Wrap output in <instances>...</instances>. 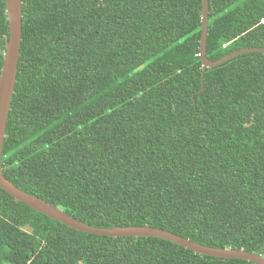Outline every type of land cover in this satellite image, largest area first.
Instances as JSON below:
<instances>
[{
  "label": "trees",
  "instance_id": "trees-1",
  "mask_svg": "<svg viewBox=\"0 0 264 264\" xmlns=\"http://www.w3.org/2000/svg\"><path fill=\"white\" fill-rule=\"evenodd\" d=\"M22 2L3 176L93 228L264 258V54L203 72L202 0ZM9 38L0 0V76ZM247 48L264 0H209L207 58ZM0 264L256 263L79 232L0 187Z\"/></svg>",
  "mask_w": 264,
  "mask_h": 264
},
{
  "label": "water",
  "instance_id": "water-1",
  "mask_svg": "<svg viewBox=\"0 0 264 264\" xmlns=\"http://www.w3.org/2000/svg\"><path fill=\"white\" fill-rule=\"evenodd\" d=\"M202 30L200 41V59L203 64V72L207 69L216 68L238 56L247 53H262L264 48H247L236 51L218 61L212 62L207 58V39L209 33V0H202ZM7 14L10 26V38L7 43L4 63L0 76V187L8 195L15 198L17 201L25 204L32 210L45 215L51 220L57 221L73 230L99 235L106 237H133V238H159L170 241L179 245L186 250L204 256L218 259H233L244 260L256 264H264V258L246 252L244 250L232 249H215L202 246L198 243L177 236L169 231L159 228L144 226V227H127L114 229H98L90 227L73 217L69 216L64 211L40 200L36 197L23 192L3 176L2 169V152L6 139L7 123L11 109L12 99L15 94L17 75L19 70V62L21 56L22 45V26H23V2L22 0H6ZM203 81V79H202Z\"/></svg>",
  "mask_w": 264,
  "mask_h": 264
}]
</instances>
